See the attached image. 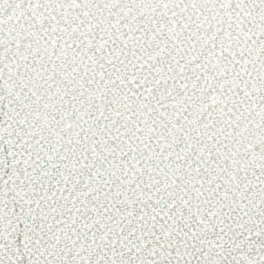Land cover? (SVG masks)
<instances>
[{
	"label": "snow or ice",
	"instance_id": "1",
	"mask_svg": "<svg viewBox=\"0 0 264 264\" xmlns=\"http://www.w3.org/2000/svg\"><path fill=\"white\" fill-rule=\"evenodd\" d=\"M0 264H264V0H0Z\"/></svg>",
	"mask_w": 264,
	"mask_h": 264
}]
</instances>
